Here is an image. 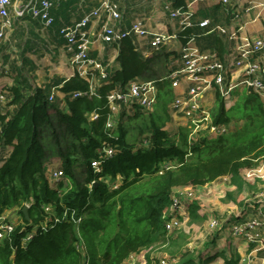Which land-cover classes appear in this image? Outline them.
Segmentation results:
<instances>
[{
	"label": "trees",
	"instance_id": "trees-1",
	"mask_svg": "<svg viewBox=\"0 0 264 264\" xmlns=\"http://www.w3.org/2000/svg\"><path fill=\"white\" fill-rule=\"evenodd\" d=\"M185 3L173 0V7ZM227 6L218 4L215 10H230ZM218 11L214 17L217 22ZM205 32L195 26L181 31L180 39L185 43L191 33L199 35L197 43L202 50L218 51L223 57L227 49L224 36ZM137 45L134 36L114 43L119 51L118 67L104 63L106 78L95 71L94 95L89 94L91 80L78 74L55 85L62 83L59 90L65 93L64 101L56 95L51 101L54 85L34 86L24 73L18 75L15 85L4 89L12 96L9 105L13 109L0 110V216L15 210L22 221L0 239V264H123L131 254L145 249H152L145 257L152 264L156 246L179 255L177 264L211 263L210 257L188 247L190 236L183 228L167 229L172 216L166 214L167 209L176 188L206 185L224 176L230 177L238 192L242 191L243 171L264 161V103L258 94L236 90L238 100L227 109L217 94L214 123H242L231 134L191 143L185 130L176 136L164 129L169 118L156 113L147 126L150 136L139 146L128 138L123 120L130 115L123 107L114 137H110L106 128L111 114L107 95L112 90H125L133 80H156L159 107L164 111L170 101V82L162 78L179 53L147 47L150 53L146 56ZM7 47L4 43L1 50ZM3 55L8 59L9 55ZM76 92L83 95L74 97ZM136 111L138 116L141 111ZM92 112L99 114L98 119L90 120ZM104 143H110L116 151L103 161L101 171L95 172L92 164ZM204 149L210 152L207 157L201 155ZM53 159L60 161L68 183L63 179L57 187L50 185ZM166 164L172 167L165 169ZM119 176L122 182L113 188ZM27 204L29 219L22 211ZM46 206L55 207L54 213L47 212ZM200 208L198 202L190 203L191 222L205 220L206 215L198 213ZM66 210L81 221L61 219ZM225 223L221 232L226 229ZM218 238L215 235L205 242L206 246H215ZM240 258L225 256V264H240Z\"/></svg>",
	"mask_w": 264,
	"mask_h": 264
},
{
	"label": "built area",
	"instance_id": "built-area-1",
	"mask_svg": "<svg viewBox=\"0 0 264 264\" xmlns=\"http://www.w3.org/2000/svg\"><path fill=\"white\" fill-rule=\"evenodd\" d=\"M53 1L29 0L26 5L16 11V15L23 16L26 11H30L34 18L41 19L46 27H51L54 24V17L51 14ZM199 1L202 0H190V2L185 3V6L174 8L173 0H166L164 4L166 12L172 19L179 21V30L176 33H168L152 30L144 19H135L126 28L123 25V12L120 10L119 3L116 0H101L100 5L87 13L83 19L75 22L72 26L62 27L59 31V35L66 40L65 47L70 54V65L73 68L72 76L78 74L84 79H90L89 94H95V71H98L102 78H106L108 75L106 65L90 56L92 45L97 41L115 43L125 37L134 36L138 41L137 48L144 50L146 56L149 55L144 49L146 45H150L154 49H162L177 43L180 56L172 62L170 69L162 78V80L170 82L175 93L170 103L175 124L186 131L190 143L204 138L215 139L229 133L232 130V123L229 126L214 123L213 106H211L210 98L216 102V95L219 94L225 101L226 108L230 109L238 99L235 91L238 88L243 90L251 86L252 92L264 100V37H251L244 33V26L242 25L212 26L209 18L195 22L194 5ZM218 1L223 5H230L231 3L230 0ZM12 4L13 0H0V40L6 39V29L12 24L10 16ZM238 13L234 16L239 17ZM93 22L100 23V28L91 34L88 26ZM195 26L206 30L205 34L217 32L227 36L229 41L235 44L231 54L222 57L218 51L202 50L197 43L199 35L194 33L188 36L185 43L182 42L180 32ZM169 50L171 51V49ZM5 68L6 66L0 63V71ZM81 95H83L81 92L74 93V97ZM54 96L55 92L53 91L50 96L51 101ZM158 97L159 87L156 80H133L128 83L125 90L114 89L109 92L107 99L111 114L108 117L106 128L110 131V137H114L113 131L120 122L123 107H125L124 111L127 115L136 110L148 113L157 105ZM10 101V97L5 92L0 91L1 111L5 112L10 109ZM89 116L90 120H96L99 114L92 112ZM180 132L182 131L180 130ZM10 148L8 147V149ZM115 151L116 148L110 143H104L99 150V158L94 160L92 164L95 172L101 171L103 161L112 157ZM6 156L4 155V157ZM170 167H172L171 164L164 165L165 169ZM245 171H249L248 176L252 174H255L256 177L260 176V169L256 170V173L250 170ZM64 175L61 168H55L52 164L49 170L50 185L57 187L58 183L64 179ZM121 182H116L113 188H118ZM180 192L178 188L175 189L172 204L167 209L166 214L172 215L167 223L168 230L183 228L178 219L190 216L189 205L192 201L182 199ZM185 204L187 209L182 208ZM26 206L29 207L28 204ZM252 207L258 213L255 214V217L239 220V218L244 217L243 214L246 210L235 213L234 217L237 219L234 220L231 232L232 235L249 242V256L247 258L249 263L256 264V261L260 260L264 264V257L259 255V252H264V203H259L257 207L256 204H253ZM54 209L53 206L45 207V210L52 214ZM61 219L76 223L81 221L75 217V213H71L70 216L68 210L64 211ZM55 220L59 221L60 218ZM230 220L225 219V222ZM210 223L217 228L222 225L215 218L210 220ZM16 226L17 223L8 215L6 216L4 212L0 216V239L11 233ZM31 237L32 234L28 235L25 242ZM251 245L253 246L251 247ZM150 250L152 249H145L140 252L142 253L140 263L137 262L140 253H133L123 264H148L145 257ZM152 258V264H177L180 260L179 255H170L159 250L153 252Z\"/></svg>",
	"mask_w": 264,
	"mask_h": 264
},
{
	"label": "crops",
	"instance_id": "crops-1",
	"mask_svg": "<svg viewBox=\"0 0 264 264\" xmlns=\"http://www.w3.org/2000/svg\"><path fill=\"white\" fill-rule=\"evenodd\" d=\"M28 1L29 0H13V4L10 7L12 24L6 29V39L0 40V63L6 66L5 69L0 71V91L5 92L12 100V96L4 89L15 85L18 75L20 73H24L34 86L43 87L48 84L54 85L52 92L54 91L55 95L64 101L65 93L59 90V87L62 86V83L59 84L58 87H55V85H57V82L61 79H70L73 74V68L70 65V54L65 47L66 40L59 35V31L62 27L72 26L75 22L83 19L87 13L100 5L101 0H54V4L51 9V14L54 17V24L51 27H46L41 19L34 18L30 11H26L23 16L16 15V11L26 5ZM116 1L119 3L120 10L123 12V24L125 27H129L131 22H133L135 19H144L147 25L154 31L176 33L179 30L178 19H172L169 13L165 10L164 4L166 0ZM184 1L190 2V0ZM230 1L232 5L230 4L227 6V8L230 10H217L220 12V16H218V22L215 21L214 18L217 17L215 14V12H217L215 7L218 4H222L221 2L218 0H202L197 2L194 5L196 11L195 22L209 18L212 22V26L242 25L244 26V33L250 35L251 37H264V0ZM202 13L206 14V16L203 17ZM237 13L240 15L239 17L234 16ZM99 26L100 23H91L88 26L90 33L94 34L95 31H98L100 28ZM223 38L227 49L226 51L222 52V55L227 56L231 54V50L232 48L234 49L235 44L234 42L229 41L227 36H224ZM4 43H8V47L6 50H1ZM227 44L230 46L228 47ZM173 45H176L174 51L179 52L178 44L176 43ZM145 47V50L147 51V47L151 46L146 45ZM163 48H165L167 51H170L169 45ZM151 50L156 49L152 48ZM118 52L119 51L117 47L114 46V43H104L97 41L92 45L90 56L102 61L109 67H118V64L116 63ZM147 53L149 54L150 52L147 51ZM3 54L9 55L8 59L5 60ZM174 60L175 59H172L171 63ZM174 94L175 93L171 88L170 101L168 104L166 103L164 111L161 107H159L160 102L158 97L159 103H157L155 108L148 112L149 114L147 113V115H156V113H158L159 115L162 114L167 116L169 119L167 118L168 120L165 122L164 129L170 131L172 134L176 133L177 136L180 130L182 131L184 129H180L177 124H175V117L171 112L170 103L174 98ZM262 101L264 103L263 99ZM210 102L214 110L216 102H213L211 98ZM12 109L13 106H11L9 110ZM121 181L122 178L119 176L116 182ZM212 183L214 185L223 184L228 190L233 188L231 187L233 185L231 184V179L229 176L221 177ZM252 205L250 206L249 203V205L246 206V211L243 214L244 217L241 219L239 218V220L249 217L251 212L256 215L258 214ZM257 205L259 204H256V207ZM220 208H222L221 203ZM230 219V221L224 224L226 225V229L222 232L224 234L229 231V229L234 224V220L237 218L231 217ZM246 246L247 245H244V247L238 251L239 253L237 251L234 253L241 255L242 249L248 253L249 248ZM223 251L224 249L210 250L205 257H210L212 264H219L216 263V260H221L224 258V255H228L229 258L231 257V253H223ZM203 253L205 254V252ZM262 256L264 257V254Z\"/></svg>",
	"mask_w": 264,
	"mask_h": 264
},
{
	"label": "rangeland",
	"instance_id": "rangeland-1",
	"mask_svg": "<svg viewBox=\"0 0 264 264\" xmlns=\"http://www.w3.org/2000/svg\"><path fill=\"white\" fill-rule=\"evenodd\" d=\"M176 45H170L169 49L171 51L174 50ZM180 53L178 54L179 57ZM177 57V58H178ZM176 58V59H177ZM171 64V63H170ZM171 65H169L170 68ZM167 72V71H166ZM237 90H241L238 88ZM138 111H133L128 118L123 120V125L128 132V138L130 141L136 143L138 146L143 142L141 140H145L150 136V133L147 130V126L150 124L151 115H147V113L139 112L138 116H135ZM236 110H232L230 113L233 115ZM149 114V113H148ZM240 123H233L232 131L238 129ZM231 134V133H229ZM230 142L233 141L232 138L229 139ZM208 149H204L202 152V156L207 157L209 155ZM55 168H61V163L58 159H53ZM259 175L256 177L255 174L248 176L249 171H243L244 178V186L242 191L238 192L235 186H231L228 190L223 184L214 185L208 184L206 186H188V187H179L181 198L188 201H196L200 204L201 208L199 209L200 215H206V218L203 222H191V217L188 215L186 218L178 219L180 225L183 226L184 231L190 236L188 247L192 250H195V253L201 254L205 257L210 250L216 249H224L223 253H231L230 256L238 255V251L241 250L244 245L249 247V242L243 239H240L238 236L232 235L231 228L227 233L221 232L220 227H214L213 224L210 223V220L213 218L221 219V223H224L225 219H230L235 216V213L240 212L241 210H246V206L251 204H259L264 203V161H262L256 168L245 169L254 171L259 170ZM65 179V178H64ZM65 182L68 183V179H65ZM230 184V183H229ZM231 193L232 197L228 194ZM222 201V202H221ZM220 203L222 204V208H220ZM183 209H187L186 204L182 207ZM6 216L8 215L10 219L14 220L17 224L21 223L22 218L19 214L16 213L15 210H7L5 211ZM188 214V213H187ZM227 216H226V215ZM225 215V216H224ZM255 217V214L250 213L249 218ZM218 236L217 243L215 246H211L208 248L205 244L207 241L213 240L214 236ZM244 244V245H243ZM154 249L164 252L163 246H156ZM246 249V248H245ZM238 253H234V252ZM205 252V254L203 253ZM222 253V252H221ZM140 253L137 258V262H141ZM264 253L259 252V255L263 257ZM215 255V254H214ZM212 255V256H214ZM247 255V256H246ZM222 256V255H221ZM225 256L224 255L221 260H216V263H224L225 264ZM228 256V255H227ZM248 253L242 249V254L240 255V264L243 263L245 259L248 258ZM212 264V263H210ZM247 264H254L249 263ZM256 264H263L262 261L257 260Z\"/></svg>",
	"mask_w": 264,
	"mask_h": 264
},
{
	"label": "water",
	"instance_id": "water-1",
	"mask_svg": "<svg viewBox=\"0 0 264 264\" xmlns=\"http://www.w3.org/2000/svg\"><path fill=\"white\" fill-rule=\"evenodd\" d=\"M247 90L252 93V87L251 86H249L247 88ZM28 209H29V207L26 206V205L22 209V211H23V213H24V215L26 216L27 219H29ZM247 262H248V259H245L242 264H247Z\"/></svg>",
	"mask_w": 264,
	"mask_h": 264
}]
</instances>
